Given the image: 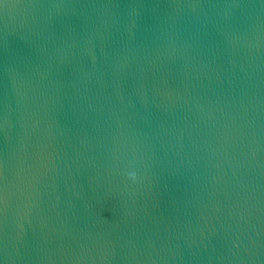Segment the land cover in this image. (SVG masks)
I'll use <instances>...</instances> for the list:
<instances>
[{
	"label": "water",
	"instance_id": "water-1",
	"mask_svg": "<svg viewBox=\"0 0 264 264\" xmlns=\"http://www.w3.org/2000/svg\"><path fill=\"white\" fill-rule=\"evenodd\" d=\"M0 264H264V0H0Z\"/></svg>",
	"mask_w": 264,
	"mask_h": 264
}]
</instances>
